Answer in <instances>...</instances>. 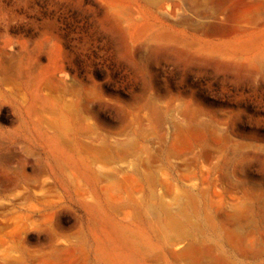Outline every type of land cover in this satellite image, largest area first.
Returning <instances> with one entry per match:
<instances>
[{
    "label": "rangeland",
    "instance_id": "1",
    "mask_svg": "<svg viewBox=\"0 0 264 264\" xmlns=\"http://www.w3.org/2000/svg\"><path fill=\"white\" fill-rule=\"evenodd\" d=\"M253 222L264 0H0V264H247Z\"/></svg>",
    "mask_w": 264,
    "mask_h": 264
},
{
    "label": "bare ground",
    "instance_id": "2",
    "mask_svg": "<svg viewBox=\"0 0 264 264\" xmlns=\"http://www.w3.org/2000/svg\"><path fill=\"white\" fill-rule=\"evenodd\" d=\"M152 209V208H150ZM155 210H153V212H151V210H148L147 214H151L153 216H156V214L154 213ZM163 216H165V230H161V229H157L154 231L156 237L159 239V241L163 244V246L165 247H169L172 245L177 244L178 242H181L183 240H186L187 238L191 237V233L189 229L186 228H182L179 227L177 225V222L175 220V218L173 217L172 211L167 208L165 205H162L161 207V211ZM255 225L254 227L257 229L259 227L262 226V228H264V224L261 223V225H257V222H253ZM211 226V225H210ZM226 226H212L211 228L213 229H217V228H225ZM227 228V227H226ZM201 237H203L202 231H200L198 233ZM256 234V233H255ZM258 238V236L256 237ZM220 240L222 241V245L219 244H211L210 249L211 250H217V252H219V256L220 258L223 259H228V257L234 256L235 252H233V250L231 249H226L225 248V243L227 242V238H225L224 236L221 235ZM205 241V240H204ZM262 246L258 249H256V260L255 262H248L247 264H264V260L263 261H258L259 258H263L264 256V241L262 240ZM90 260V256L89 254L85 255V264H89ZM258 261V262H257ZM96 262L97 264L100 263H107L108 259H107V255H99L97 254L96 257Z\"/></svg>",
    "mask_w": 264,
    "mask_h": 264
}]
</instances>
